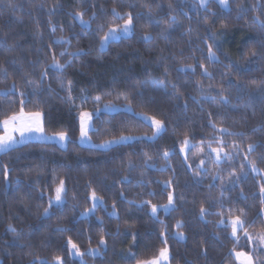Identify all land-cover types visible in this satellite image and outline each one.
<instances>
[{"label": "trees", "instance_id": "obj_1", "mask_svg": "<svg viewBox=\"0 0 264 264\" xmlns=\"http://www.w3.org/2000/svg\"><path fill=\"white\" fill-rule=\"evenodd\" d=\"M230 2L231 11L224 12L215 3L200 9L198 0H11L15 8L0 0V120L19 112L23 99L25 112L42 113L46 134L68 137L66 148L29 142L0 153V264H38V258L53 264L57 256L78 264L68 256L69 239L87 264H136L158 254L163 240L170 264H235L230 228L220 221L243 210L249 224L255 220L249 233L264 230V175L244 159L264 172V31L253 23L264 20V0ZM113 8L125 19L134 17L133 31L101 50L104 34L125 22L113 20ZM210 44L218 57L211 63ZM106 104H130L133 113L96 117L95 144L152 136L151 125L137 114L159 119L165 128L154 140L107 150L80 146L79 113ZM185 139L191 144L186 161L180 154ZM209 144L223 146L231 162L217 167ZM249 144L257 146L251 153ZM201 159L205 164L197 167ZM61 180L63 203L51 207ZM93 192L103 206L81 217ZM169 193L173 208L153 217L151 206L167 205ZM98 247L99 256L86 254ZM238 250L251 251L243 233Z\"/></svg>", "mask_w": 264, "mask_h": 264}, {"label": "snow or ice", "instance_id": "obj_2", "mask_svg": "<svg viewBox=\"0 0 264 264\" xmlns=\"http://www.w3.org/2000/svg\"><path fill=\"white\" fill-rule=\"evenodd\" d=\"M210 3H215L219 6V8L224 11V12H229L231 11V2L230 0H198V5L200 9H204V10H209V4ZM9 7L15 8V5L11 3V0H9L8 3ZM131 7V5H130ZM259 5H257L256 7L253 8V10L255 11L256 8H258ZM248 11V9L244 8V7H240L239 12L240 14H246V12ZM76 17L80 19V23L82 25L87 24L88 22L83 20V13L81 12H77ZM213 15H215L213 13ZM112 16H113V20H119V19H124L125 22L120 25L117 24L115 27H112L109 29L108 32H106L104 34V37L101 41V44L103 45L104 43H106L108 40L110 39H116L118 36L120 35H128L133 31V21H134V17L128 13L126 14L127 18L125 19L123 16H121V14L116 10V8L112 9ZM238 19L240 18V16L237 17ZM253 23L258 24L259 27L261 28L262 31H264V20H260L259 17H255L253 19ZM101 27H103L101 25ZM145 40H150L151 37L148 34H145L144 36ZM63 55V53H62ZM253 55H255V53H253ZM208 62H214V61H218V57L216 56V53L213 51V45H209L208 47ZM52 67L56 68V69H60L62 68V65L59 62H54V64L52 65ZM201 69L204 70V74L205 75H210L207 72V69L205 68V66L203 64L200 65ZM188 69L195 71L194 68H192V66H188ZM4 71V74L7 75V71L6 70H2ZM181 71H185V69H181ZM163 83V82H162ZM173 87H175L173 85ZM240 88L239 86H236V91L237 93L240 92ZM20 95L23 97L24 93L21 92ZM250 100L252 99V97H249ZM215 99V98H213ZM220 102L224 103L225 105L228 103V98L226 96L221 95L220 96ZM262 99H264V97H262ZM100 97H96V101L99 102ZM20 110L17 113H13L10 116H7V118L0 120V128L3 129V135H0V152H4L8 149H10L11 147H13L15 144L17 143H22L25 139L30 138L32 135H36L39 138L43 139L44 138V118L43 115L40 111H35V112H25L24 109V105H25V100L21 99L20 101ZM113 106L112 105H105L106 109H111ZM129 110H131V105H128ZM97 111H99V109H97ZM92 113H89L87 111H81L79 113V124H80V138L83 141L84 139L87 138L89 130H90V122L92 120ZM144 119L146 121H150L151 122V127L153 129V136L149 137V139L155 138L157 135H159L165 128L164 123L159 120L156 119L154 117H144ZM213 128H215L216 126L213 124L211 125ZM218 131L220 133H224L227 130L226 129H218ZM255 131V130H254ZM231 135V133H229ZM239 135H244V133H239ZM17 136L19 137V139H17ZM60 142H64L67 139V135L64 132H59L57 133V137H56ZM132 139V137H121L119 141H108L105 144L99 145V147H108L110 144L112 143H119L125 140H129ZM218 144L222 145V141H217ZM190 142L188 139H185L183 142V146L180 148V152L181 153H185L186 150L189 148ZM257 146L254 144H249L248 145V152L251 153L255 150ZM209 149L211 151V153L215 154V161L214 163L217 165V167H219L220 163L222 160L227 159L229 160V162H231L232 160V154L229 153H225V148L223 146L221 147H211V144H209ZM235 150V148H234ZM200 153L203 155L204 154V149L201 148L200 149ZM170 155V153L168 151L164 152V157L167 158ZM245 161L248 162V167L251 168V171L255 174L258 175H264V172H261V170L259 168H257V165L254 161H250L248 160V156L245 155L244 157ZM205 164V160L201 159L200 160V165H198L197 167L203 166ZM192 166L189 165V168H191ZM245 167V165H241V169L243 170V168ZM5 179H7L8 177V171L7 169H5ZM245 177L247 176V173H244ZM216 177L213 176V179H215ZM64 181L61 180L60 184L58 187H56L55 189V202L57 204H60L63 202V196L62 193L65 191L64 188ZM123 195V194H121ZM91 199L93 200V206L91 209L87 210L85 215H91L94 214L96 207H97V202H98V197L96 196V193L93 192L91 195ZM260 201L261 204L264 205V182H261V187H260ZM102 203V201H100ZM52 201H49V206H51ZM174 205V197L172 193H169L168 196V204L166 206H164V211L168 212ZM159 211L158 207L156 205H152L151 206V212L153 217L156 216L157 212ZM115 213H110V215H114ZM200 214L203 217L206 214V210L204 208H201L200 210ZM45 215H48V209H45ZM260 215H264V207H262L260 209ZM245 213L243 210H240L239 215L234 216L232 219H230L227 224L225 225V222L223 221V219L220 221L221 225H225V227L230 226L231 227V238L234 242V247L231 250V255L234 258L235 264H261V257H264V230L258 232L256 235H251L248 232V228L253 226L255 224V220L249 224L246 220H245ZM259 217H257L258 219ZM102 223V221H101ZM178 228L181 227L180 223L178 222L176 225ZM10 230H13L11 228V225H9ZM240 233H243V236L246 238V242L248 247L251 249V251H245V250H238L240 247ZM166 235L165 232H161V237H164ZM177 239L183 240L184 239V235L183 233H178L177 237H175ZM133 240H135V235L133 236ZM106 241L104 240V238L102 237L99 241V244L101 246L105 245ZM163 246L159 249L158 254L154 255L152 258L150 259H136L135 254L134 253H129V255L133 258L136 259V264H170L171 262V253H170V249L169 246L167 244L166 240L162 241ZM67 245H68V256H75V257H80L83 258V256L85 255L84 252H81L80 248L77 246L76 243H73V241L71 239H69L67 241ZM102 250V248L98 247L96 249H89L87 254L88 255H99L100 251ZM38 264H48L47 260H43V259H39L38 258ZM54 264H64V260L62 257L57 256L54 258ZM81 264H83L82 260H81Z\"/></svg>", "mask_w": 264, "mask_h": 264}, {"label": "rangeland", "instance_id": "obj_3", "mask_svg": "<svg viewBox=\"0 0 264 264\" xmlns=\"http://www.w3.org/2000/svg\"><path fill=\"white\" fill-rule=\"evenodd\" d=\"M131 34H132V32H131L130 34L126 35V36H125V35H120V36H118L116 39H110V40H108V41H107L106 43H104L103 45L100 43V49H101V50H105V49L107 48V45H108L109 42H111V41H116V40H119V39H122V38L128 37V36H130ZM101 41H102V40H101ZM2 93H3V92H2ZM106 105H108V104H106ZM110 105L113 106L111 109H106V108H105V105H104V106H102L101 108H99V111H97V110H96V111H93V112H89V111H87V112H89V113H92L93 116H92V120H91V122H90V130H89V133H88L87 138L84 139V140L82 141L81 138H80V134H79V137H78V144H79L80 146L88 147V148H97V149H100V150H107V149L112 148V147H115V146H117V145L132 143V142H134L135 140H137V139H139V138H144V139H148V140H154V139H156L158 136H160L161 133L163 132V131H162L159 135H157L155 138H152V139H149V137H152L153 135H152V136H149V137H145V136H144V137H136V136H131V135H124V136H121V137H132V139L125 140V141H122V142H119V143H112V144H110L108 147H104V148L99 147V145L105 144V143L108 142V141H119L121 137L116 138V139H112V140H108V141H105V142L100 143V144H95L94 141H93V139H92V137H91V132L94 130V126H93L94 119H95L96 117L101 116L102 114H114V113H117V112L133 113L132 109L129 110V107H128L127 104H124V105H121V106H119V105H113V104H110ZM136 116L139 117V118H141L143 121H145V122L148 123L149 125H151V122H150V121H146V120L144 119V117H148V116H145V115H142V114H137ZM79 127H80V124H79ZM79 133H80V132H79ZM0 135H3V129H2V128H0ZM56 137H57V134L50 135V134H46L45 132H44V138H43V139L39 138V137L36 136V135H32L30 138L25 139L22 143H17V144H15V145H14L13 147H11L10 149H13V148H15V147L21 146V145L26 144V143H29V142L50 143V144H55V145L59 146L60 148H66V146H67V144H68V137H67V139H66L64 142H60ZM17 139H19L18 136H17ZM190 146H191V144L189 145V148H190ZM189 148L186 150L185 153H181V152H180V154H181V156H182V158H183L184 161L187 160V156H188ZM10 149H8V150H10ZM8 150H6V151H8ZM6 151H4V152H6ZM208 152H209L210 154H212V156H213V158H214V160H215V154H214V153H211V151H210L209 148H208ZM0 153H3V152H0ZM205 159H206V158H205ZM62 196H63V193H62ZM90 199H91V197H90ZM51 201H52V203H51V207H52V206L58 207V206H60V205L63 203V202H62V203H60V204H57V203L55 202V196H54V198H53ZM100 201H102V200L98 197V202H97V207H96V209H97L99 206H103V202L101 203ZM167 204H168V203H167ZM92 206H93V200L91 199V208H92ZM165 206H166V205H165ZM157 207H158L159 211L157 212L156 216H157L158 213H160V212H163L164 214H167V213L173 208V207H172L168 212H165V211H164V206H157ZM91 208H90V209H91ZM150 212H151V210H150ZM110 213H115V211L113 210V211H111ZM151 214H152V212H151ZM115 215H116V213H115L113 216H115ZM89 216H90V215H85V213H84V214H82L81 217H85V218H87V217H89ZM229 220H230V219H229ZM229 220H227L226 222L224 221V222H225V225L227 224V222H228ZM225 225H221V226H225ZM228 227L230 228V236H231V227H230V226H228ZM178 233H182V232H176L175 237H177ZM241 234H242V233H240V236H241ZM250 234H251V235H256V234H253V233H250ZM183 235H184V234H183ZM184 238H185V236H184ZM179 240H180V239H179ZM183 240H184V239H183ZM183 240H181V241H183ZM86 254H87V253H86ZM87 255H88V254H87ZM99 255H100V253H99ZM99 255H88V256L95 257V256H99ZM70 258H71L72 260H75L78 264H81V260H82L83 264H87L86 261H85L84 256H83V258L75 257V256H71ZM234 262H235V261H234ZM53 264H54V262H53Z\"/></svg>", "mask_w": 264, "mask_h": 264}]
</instances>
